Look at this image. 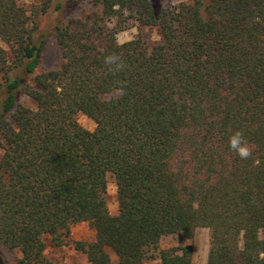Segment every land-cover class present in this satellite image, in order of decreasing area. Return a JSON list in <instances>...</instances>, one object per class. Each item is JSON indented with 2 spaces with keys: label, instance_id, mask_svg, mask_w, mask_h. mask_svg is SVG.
Here are the masks:
<instances>
[{
  "label": "trees",
  "instance_id": "16d2710c",
  "mask_svg": "<svg viewBox=\"0 0 264 264\" xmlns=\"http://www.w3.org/2000/svg\"><path fill=\"white\" fill-rule=\"evenodd\" d=\"M28 1L0 0V248L16 264H58L49 239L88 264H199L162 240L207 228V264H264V0ZM49 41L59 61L40 71ZM81 223L91 241L70 239Z\"/></svg>",
  "mask_w": 264,
  "mask_h": 264
},
{
  "label": "rangeland",
  "instance_id": "374dc122",
  "mask_svg": "<svg viewBox=\"0 0 264 264\" xmlns=\"http://www.w3.org/2000/svg\"><path fill=\"white\" fill-rule=\"evenodd\" d=\"M34 1L36 0H30L26 3V5L30 6ZM184 1L189 0H164V3L167 6H173ZM42 25L43 28H46L48 26L47 22H43ZM144 34L146 39L151 43L159 40L158 32L154 28L146 29L144 31ZM138 35V28L136 26H131L119 32L117 37L119 43H125L138 37ZM58 61L59 53L53 43L49 41L44 50L42 63L40 65V71L55 67L58 64ZM23 102L31 107L34 106V104L31 103L29 99L24 98ZM77 120L79 124L85 129L93 131L96 128L95 122L84 114H79L77 116ZM108 201L111 214L117 215L119 211L117 201V186L114 178L111 175L108 178ZM261 235L262 237H264V232ZM94 236V231L89 226V224L81 223L72 227L70 239L77 241H91ZM210 242V230L207 228H201L198 229L195 236L190 239H185L178 235L166 236L162 240V246L165 248H170L175 246L192 245L194 248V261L199 264H207L209 259ZM47 245L48 256L58 264H88L86 257L82 253H78L77 251H75L72 247L66 246L58 248L52 243L50 239L47 241ZM0 251L7 264H16L17 258L19 257L18 253L10 252L3 248H0ZM145 264H160V262L158 260H153Z\"/></svg>",
  "mask_w": 264,
  "mask_h": 264
},
{
  "label": "clouds",
  "instance_id": "9594fccd",
  "mask_svg": "<svg viewBox=\"0 0 264 264\" xmlns=\"http://www.w3.org/2000/svg\"><path fill=\"white\" fill-rule=\"evenodd\" d=\"M105 63L108 65H115L117 68L121 67L119 64V58L110 55L106 57ZM120 94H123V90H120ZM230 147L236 151L241 158H247L250 155V149L247 146V142L244 140L243 134L237 132L230 139Z\"/></svg>",
  "mask_w": 264,
  "mask_h": 264
},
{
  "label": "crops",
  "instance_id": "0c3cea01",
  "mask_svg": "<svg viewBox=\"0 0 264 264\" xmlns=\"http://www.w3.org/2000/svg\"><path fill=\"white\" fill-rule=\"evenodd\" d=\"M94 231V235H95V230H93Z\"/></svg>",
  "mask_w": 264,
  "mask_h": 264
}]
</instances>
